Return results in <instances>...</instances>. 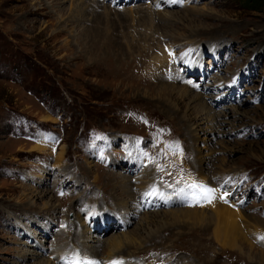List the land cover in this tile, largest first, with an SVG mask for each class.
Returning a JSON list of instances; mask_svg holds the SVG:
<instances>
[{
	"label": "rangeland",
	"instance_id": "1",
	"mask_svg": "<svg viewBox=\"0 0 264 264\" xmlns=\"http://www.w3.org/2000/svg\"><path fill=\"white\" fill-rule=\"evenodd\" d=\"M75 1L0 0V264H36L35 260L21 261L25 251L34 248L42 252L40 254L44 259L41 257L40 262H56L57 244L63 246L58 252L67 250L79 255V250L89 258L90 250L99 248L97 254L102 258L101 262L113 263L108 260L113 258L106 250L108 240L133 232L141 217L136 216L127 225L120 217L123 216L122 207H118L115 194L112 197L114 182H110L114 178L107 174L111 172L118 179L126 176L133 179V175L127 173L133 169L119 157H114L111 164L106 166L101 156L107 151L98 145L102 139L115 137L121 138L119 143L123 139L132 143L144 142L156 156L163 158L168 171L159 177L167 182L189 173H198L194 166L192 143L181 117L189 109V97L186 100L172 93L170 96L164 95L160 91L158 78L164 73L165 77L162 78H165L167 85L188 87L190 96L194 91V95L200 93L204 97L209 93H201L186 84L192 76L185 77L178 73L180 64H173L159 41L164 37H167L165 40L169 45L175 46L176 52H180L181 61L188 54H183L181 48L185 50L195 45L194 42H200L197 49H202L204 56L199 60L197 52L191 50V54L196 55L195 64L198 63L204 71L209 69L210 48H214L215 62L222 70L219 66L209 69V84L213 83L214 78L228 80L236 72L250 76L244 95L235 104L231 101L214 105L212 94L202 98L214 111L212 126L215 134L204 136L201 133L196 144L201 155L212 162L207 166L209 168L203 176L205 179L235 175L216 189L221 201L232 203L228 207L236 213L239 226L249 237L253 248L243 243L245 250L240 254L238 249L233 252L232 248L216 241L208 243L211 248L209 253L194 256L193 252L184 250L186 241L192 236L187 235V240L180 245L178 231L172 236L164 231L151 250L146 252L139 246L132 248L128 253L126 251L127 257L123 260L128 264H263L264 3H259L255 8V2L247 0H171V9L153 7L159 18L155 23L156 28H162L161 32L146 24L152 31L142 38L139 36L140 30L136 28H140L138 23H142L141 20L145 22V19L143 15H137V8L130 10L134 4L119 11V7L110 8L108 4L97 2L95 8L92 0H81L90 7V11L86 12V21L79 25L68 22ZM153 1L144 0L135 5H140L139 8L151 7ZM104 6L113 9L115 14L110 15L109 25L105 22L101 24L105 26L101 28L104 39L100 43L102 46L95 48L91 45L92 40L81 41L83 38L80 34H83L84 28L95 26L91 20L93 16L95 19L102 18ZM160 11L178 12L182 20L177 24H167L160 17ZM132 14L134 17H131ZM191 28H197L200 36L191 37L190 42L181 41L178 37H185ZM129 39L131 44H128ZM144 47L150 50L146 52ZM161 51L170 62L157 70L151 60ZM183 68L186 70L185 66ZM175 75L180 76L179 80L174 78ZM197 75L192 78L194 81L191 84L194 86L200 83L202 76L201 73ZM215 85L211 88H216ZM258 97L260 100L257 102ZM47 137L56 142L46 144ZM34 145L45 147L46 152L33 150ZM167 145L179 146L181 150L172 154ZM111 148L118 153L119 144ZM136 161V166L146 169L140 163H144V157ZM153 173L149 168L143 174V187L139 190L145 188L147 180V185L154 181ZM62 182L69 186L77 182L79 187L77 190L64 185L59 188L58 184L62 185ZM236 182L237 187L231 195H227ZM108 184L110 187L107 190ZM135 186L134 190L138 187ZM44 189L49 192H43ZM205 189H209L208 185ZM41 190L42 195H37ZM72 199H75L74 204H70ZM47 202L58 207L57 219L45 211ZM90 204L98 207L95 212L97 216L83 223L85 216L80 212L81 208L87 209ZM205 206L206 211L214 212V209ZM71 208L76 209L75 214ZM173 208L176 206L170 209ZM246 215L253 217L250 224L247 223L252 227L251 231L254 228L258 231L247 233L246 220L243 219ZM165 218L160 214L154 224L168 223ZM77 219H80V223ZM65 222L67 225L63 227ZM39 227L45 228V234H41L44 231ZM78 232L85 233L83 235L89 238L87 244L90 247L81 246L75 237ZM72 238L76 243L72 242ZM209 240L212 241V237ZM175 243L180 249L166 251ZM39 244L45 245L46 249L51 248L50 251L40 250ZM52 254L53 258L50 256ZM91 258L90 261L95 263L96 259ZM74 260H77V255H74Z\"/></svg>",
	"mask_w": 264,
	"mask_h": 264
},
{
	"label": "bare ground",
	"instance_id": "2",
	"mask_svg": "<svg viewBox=\"0 0 264 264\" xmlns=\"http://www.w3.org/2000/svg\"><path fill=\"white\" fill-rule=\"evenodd\" d=\"M60 1L64 2V0H60ZM92 1H93L92 4L94 5L95 8H96V6H98L97 5V2H100L99 4L102 3L100 0H92ZM75 2H76V4L73 7L74 9L71 11V15L69 17L68 22L69 23L70 22L78 23L79 25H81L83 22L86 21L85 20L86 19L85 15H87L86 14L87 11H90V7L88 5L86 6L85 5V2H82L81 0H76ZM102 5H105V4H102ZM139 6L140 5L137 6V5L134 4V7L130 8V10H132L133 8H137L136 9V11H138V14L137 15L138 16H140V15L142 16L143 15V17L145 19V22L146 23L143 20H141L142 23H140V22L138 23L139 25H141V27L140 28H136L137 30H140L139 36L143 38V35L144 34H147L148 32H151L152 31V29H148V27L146 26V24H148L151 28L152 27H155V28L157 27L155 23L157 22V20L159 18L156 15V12H155V10H154L153 7H155V8L158 7L159 9H162V8H170L171 9V7H173V3L171 2V0H154L153 3L151 4V7H150V5H148L149 7L148 6H144L145 8L144 7H140L139 8ZM146 7H148V8H146ZM141 8H144V10L141 11ZM118 9H120V8H118ZM123 9H120L119 11H121ZM102 10H103V14H102V18L101 19H95L94 16L91 19L92 20V23L95 24V26L96 25L97 26L96 27L95 26H92L91 29L90 28H88V29L87 28L86 29L84 28L83 34H80V37L83 38V40H81V41H88V40L90 41V40H92L93 44H91V45H92V47H95V48H98V47L100 48V45H101L100 43H102L101 41L104 39V37H102V34H101V28L104 29L105 26L102 27L101 24H103L105 22L106 24L109 25V22L111 21L110 20V15L115 12L113 9L112 10L109 9V7L105 8V6H104V8H102ZM127 10H129V9L127 8ZM136 11H132V13H134ZM158 13H159V11H158ZM177 13L171 12V11H167V12L163 13V12L160 11V17H162V20L164 19V21H166L167 24L168 23L169 24H175V23L177 24V23H180V21L182 20V15L180 16ZM125 15H126V13H125ZM128 15H129V13H128ZM137 15H135V17H137ZM118 16H121V15L119 14ZM123 16H121V17H123ZM131 17H134L133 14L131 15ZM108 25H106V27ZM164 28L166 29L167 27H164ZM161 30H162V28L161 29H157V31L159 33L161 32ZM198 31L199 30H197V28L196 29L191 28V29H189L188 34H185V37H183V35H180V37H178V38H181L182 39L181 41H186V42L188 41V42H190L191 41L190 40L191 37H195L196 38L198 36V34H199ZM102 32H104V31H102ZM162 32H165V31H162ZM97 38H99L101 40H98ZM165 39H167V37H164L163 38V40H165ZM137 40H140V38L137 39ZM159 41L163 45L164 42H162L160 39H159ZM128 44H131L130 43V39L128 40ZM193 44H198V47H200V45H201L200 42H194ZM96 46H98V47H96ZM160 48L161 47H159V52L161 50ZM145 50L147 52L150 49H148L147 47H144V51ZM201 50L200 49L199 50L198 49H195L194 50L195 53L197 52V54H199V56L197 55L199 60H200V58H202V56H204V55H202L203 53H202ZM161 52L162 53H160L159 55L157 54V56L153 57L152 60H151L152 63H155V66H156L157 70L158 69H162L163 67H165V65H169L168 62H170L169 61V58L164 54V51H161ZM190 54H191V51H190ZM188 55L189 54H187L185 56V58L182 59V63H180V67L185 66L186 67V71L189 68L190 69V72H191V75L190 76H192V78H193V77H195L196 74L200 75L199 72L202 71L201 69H203V68L198 63H197V65L195 64L194 58H192V55L193 54L192 55H189V56ZM170 57H171V55H170ZM171 61L173 62L172 58H171ZM196 62H198L197 59H196ZM231 63H232V61L230 62V64ZM161 75L162 76H160L158 78V80H159V86H161L160 87V91L164 95H167L168 94V96H170L171 93H172V95L173 94H174V96L176 95L179 99H186V100L189 97L188 100L190 102H192V103L189 102V107H188L189 109L181 117H182V120L184 121V124L187 127L188 136H189L190 142L192 143V147L190 146L192 149L191 148L190 149L194 153V157H195V160H194V166L196 167L195 170L198 171V173L200 174V179L203 182H205V184H206L205 186L203 185V187H201V188L202 189H205V187L208 185L209 189L213 190L211 202H209V200L206 197H204V198L207 199V201H208L206 203V205H208L209 207H211L212 209H214V212L213 213H210V212L206 211L208 209H205V208H207L206 206L203 207V205H204L203 203H202V206H200V207H202L201 210L199 208H196V207H194V208H185V207H177V206H176V208H173V209H170V208H172L174 206L169 207V209L168 208H165V210L162 211V212H159L158 210H152V209L151 210L142 209V208H140L137 199H135L133 187L135 186V184L139 188H142L143 187L141 185V177L143 176L144 173H146V171L148 170V168H146L145 170H143L142 167L137 166L138 169H139V171L142 174V175L140 174L141 176L140 175L135 176V173L134 174H132V173L130 174L129 173L130 175H133V177H136V181H137L136 183H133L132 177L126 176L127 178L126 177H122L123 179H121V177H120V179H121L120 180V179H118L119 177H116L114 174L111 175L110 174L111 172H110L109 174H107V176H109L110 178H114L112 180V182H110L111 184L114 182L113 189H112L113 194L111 192L110 193L113 195V196L111 195L113 198H114V194H115V198L114 199H116V201L118 202L117 203L118 204V207L119 206L122 207V210L121 211H123L122 212L123 213V216L120 215V217L123 219L124 224L127 225L136 216H138V218L141 217V219H140V222H139L138 227L133 232H131V233L128 232L129 234H123L120 237H118V236L115 237L114 236V237H112L111 239L108 240L107 249L106 250L108 251L107 253L108 254H112L111 257H113V258L110 257L111 259H108V260H111L113 262H121V263H122V261H124L126 263V260H123V259H126V257H127L126 256V251L128 253V250H130L132 248L134 249L135 247H138V246L141 248V250L146 251V252L149 251V250H151L152 249V246H156L157 239H160L162 237V234H163L164 231L169 232L171 236L175 233V231H178L179 232L178 238L181 237L178 240L179 244L181 242H185L187 240V235L192 236V238L189 241H186V243L184 245V250L185 251L186 250H189L191 253L193 252L194 253V256L195 255L198 256L199 254H207V253H209L211 251V248L209 249L208 243L210 242V244H212L213 242L215 243L216 241L217 242H222V244H223L224 247L228 246V248H232L233 249L232 250L233 252H236L237 251L236 249H238V251H239L240 254L241 253H244V250L245 249H244L243 243L249 244L251 246L250 247L251 249L253 248V246L251 245V242L248 240L249 237L247 238V236L244 235V233H243L244 230L241 229L242 227L239 226V220H237L238 217L236 216V213L231 210L232 208L229 209V207H228V204H229L228 201H221L220 200L221 195L219 196V191L216 189L217 187L220 188L224 184V182L226 183V181H229V179L234 178L235 175H234V177L230 175L231 177L229 176V178L226 175L225 176H222L221 175V179H220V177L219 178H215L214 177L213 180L212 179H205L203 177L206 174V170L209 168L207 166L209 164H211L212 162H211L210 159H205L203 157V155H201V150L198 149L196 143H197V141L200 140L199 138L201 137L200 136L201 133L202 134L204 133V136H207L209 134L212 136V135L215 134V128H213V126H212L213 120L215 118L214 111H213L212 108H210L209 106H207V102L205 100H204V102L202 101V98H207L210 94L209 95L208 94H205V97H204L200 93H198L197 95H194V92L195 91L194 92L191 91V92H193V95H194L193 96L191 94V96H192L191 97L190 94H189L190 90H189L188 87H182V85H180V84L179 85H167L166 84L167 82H166L165 78H162V77H165V74L163 73ZM179 77L180 76H178V77L176 76L174 78L176 80H179ZM220 77H224V76H220ZM220 77H218V78H220ZM186 84L192 86L197 91V88H195V86L192 85L189 81H187ZM206 86H208V84ZM178 98H176V99H178ZM179 99H178V101H179ZM174 100H175V98H174ZM169 102H171V101H169ZM224 109H226V108H224ZM226 115H227V112H226L225 116ZM189 116H193V118L195 120L192 119L191 117L189 118ZM204 126H206V127H204ZM208 141H210V140H208ZM33 150H36V151L41 152V153H45L46 152L45 147L36 146V145L33 146ZM84 162H85V160H84ZM224 162H225V160H224ZM39 177H41V176H39ZM116 178L118 180H116ZM148 178H150V174H149ZM216 180L217 181H220V182L218 183ZM61 181L62 180H60V182ZM115 181H118V182L115 183ZM147 182H148V180L146 181V186H147ZM109 184L106 185L107 186V190L110 187ZM63 185L65 187H67V188L75 189V190H77V188L79 187V183H77V182L74 185H70V186H69L68 183L62 182V186ZM43 192L47 193L49 191L46 192V190H45ZM43 192L41 190L40 192H38L37 195H42ZM76 198H77V196H76ZM39 199H40V197H39ZM74 200L75 199H72V201H71L70 204H74V202H75ZM81 200H83V199H81ZM44 206H45V211H47L48 215L50 214V216L54 217V219H57L58 207H56L54 204H51L50 202H47ZM229 206H232V203L231 202H230ZM70 210H72V208ZM156 211H158V212H156ZM72 212H74L73 214H75L76 213V209H73ZM80 212H82V214L85 216L82 219L83 220V223L86 222V221H88L89 219H91V220L93 219V217H92L93 216V213L90 212V209H83V208H81V211ZM78 214H80V213H78ZM160 214L165 215V217H166L165 219L168 220V223H167V221H165L161 225L154 224V223H156V220H157L156 218L159 217ZM89 217H91V218H89ZM243 219L246 220V224L247 223L250 224V221H251V219H253V217L246 215ZM77 220H78V223H80V219H77ZM244 222L245 221H243V223ZM151 224H154L153 227H151ZM249 224H247L246 227H245L247 229V233H254V231H256V230L258 231V229H256V228H254L251 231L252 227H250ZM39 228L42 231H44L41 234H45V232H46L45 228H42V227H39ZM59 231H61V229ZM83 233L80 234V232H78L77 236H75V237H77L76 239H77L78 242H81V244H82L81 246H83L84 248H88V247H90L87 244L88 241H89V238L88 237H85V235H83ZM140 233H144V234L140 235ZM75 237H73V238H75ZM210 237H212V241L209 240ZM73 238H72V242L75 241V239H73ZM74 243H76V242H74ZM83 243H84L85 246L83 245ZM43 244H39L40 250H42V251H44L46 249L45 245H43ZM102 245H103V243H102ZM177 246L178 245H176V243H175V244H173L172 247H170V249H168L166 251H172L173 252L175 249H180ZM62 248H63V246L60 247V244H57V249L59 251H61ZM98 249L99 248H97L96 251L90 250L91 257L95 258L96 260H101L102 258L98 257V254H97ZM58 250L56 251V254H58V255H56V259L57 260H58L59 256L64 253L63 251H62V253L61 252H58ZM66 252H67V250H66ZM132 252H133V250H132ZM40 253H42V252L40 251ZM40 253H39L38 249H36V248H34L32 250H26L25 251V254L22 255V257H21V261L23 263V260L29 259V260H32V261L33 260L37 261L36 264H59L57 260H56V262L55 261L54 262H51V261L50 262L49 261L48 262H44L45 260L43 261V263L40 262L41 261L40 258L42 257L41 256L42 254H40ZM72 255H73V258H74V255H77V260L80 257L78 255V253H74V252L71 251V256ZM131 256L132 255L130 253V257ZM219 258H221V255L219 256ZM95 259H93V260L95 261ZM163 261H164V259H163ZM148 264H151V263H148ZM207 264H212V263L207 262ZM263 264H264V262H263Z\"/></svg>",
	"mask_w": 264,
	"mask_h": 264
},
{
	"label": "snow or ice",
	"instance_id": "3",
	"mask_svg": "<svg viewBox=\"0 0 264 264\" xmlns=\"http://www.w3.org/2000/svg\"><path fill=\"white\" fill-rule=\"evenodd\" d=\"M202 191H203L205 197L209 200V202H211L213 190H211V189H202ZM153 194L154 193H149L148 195H153ZM261 239H264V237H262ZM113 264H118V262H113Z\"/></svg>",
	"mask_w": 264,
	"mask_h": 264
},
{
	"label": "trees",
	"instance_id": "4",
	"mask_svg": "<svg viewBox=\"0 0 264 264\" xmlns=\"http://www.w3.org/2000/svg\"><path fill=\"white\" fill-rule=\"evenodd\" d=\"M248 2H255L254 6L255 8L258 7L259 3H264V0H247Z\"/></svg>",
	"mask_w": 264,
	"mask_h": 264
}]
</instances>
